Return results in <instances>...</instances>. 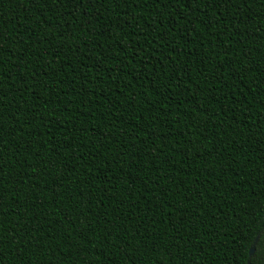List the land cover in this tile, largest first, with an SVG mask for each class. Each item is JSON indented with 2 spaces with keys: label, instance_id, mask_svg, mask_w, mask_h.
<instances>
[{
  "label": "trees",
  "instance_id": "16d2710c",
  "mask_svg": "<svg viewBox=\"0 0 264 264\" xmlns=\"http://www.w3.org/2000/svg\"><path fill=\"white\" fill-rule=\"evenodd\" d=\"M89 6L93 8L94 14L88 12ZM70 7L71 12L62 4H46L41 7L39 0L21 4L19 0L0 2V21H2L0 28L4 31L5 43L9 46L18 44L23 48V51L18 52L14 47L0 46V51L6 54L4 58L11 57L6 63L0 61V67L4 68L3 77L6 83V87L3 88V95L6 97L3 102L4 111L0 115L12 122L9 125L12 147L5 146V155L15 159L16 164L23 169H17L18 178L6 179L7 182L16 185L14 190L17 196L25 197L24 201L21 197L20 200L13 198L11 204L4 202L9 211L2 214L7 223L15 227L4 229L7 235L3 241L5 252L0 253V264H34V262L35 264H66L70 260H76L77 264H80V261H85L86 264H177L178 260L181 264H210V262L233 264L232 258L235 253L228 252V248L232 247V234L239 236L237 228H244L249 235V240L245 242V253L235 257V264H245L247 247L251 245L255 233L264 227V188H262L264 187V149L261 148L264 147V136L256 131L258 125L264 122V112H262L264 98L257 96L255 91L258 83L262 86L264 83L261 81L253 83L255 73H249L250 70L264 69V59H261L264 57V24L259 23L264 19L262 15L264 6L221 3L216 6L207 4L204 8H194L191 0L183 5L188 8L190 14L200 13L202 19L207 17L212 23H215V18L211 17L209 9L215 7L220 20L223 21L224 33L235 31L237 37H245L240 43L244 45L245 58L252 63L247 65L243 63L238 48H222V51L236 52V60H239L244 74V83H240V73L235 70L236 60L230 59L231 70L227 71H231V78L226 79L223 75L225 71L223 63H218V57L217 61H212V56L216 55V45L224 44V40L218 34L210 32L209 35L212 36L207 40L204 34H200V47L194 48L193 44L197 41L193 39L191 29L188 30L187 36L182 29L179 34L180 40H186L189 46L181 48L180 40L174 39L169 43L165 29L160 35L164 44L159 48H152V51L171 61L175 70L172 79L179 80L180 97L175 88L173 93L171 92L170 80L169 89L164 93L167 109L151 110L156 119L141 115L137 111L135 103L137 95L144 97L140 108L144 105L151 106L152 101L147 97L146 92L138 93L131 83L123 79L126 70L127 74L133 77L136 87L143 83L148 90L159 91L156 78L161 69L167 74L166 65L159 56H153L151 59L153 67L150 64L148 69L149 61L145 56L150 54V50L144 52L142 49L145 56H141L136 51V49L151 48L158 42L155 36H146L143 45L137 41L141 40L140 36H145L141 29L148 27L155 33V27L149 25L147 20L145 23L143 20L140 24L137 23L136 32L131 33L137 40L131 41L130 47L133 51L127 53L124 43L113 35L116 29L112 32L110 25L113 15H119L123 19L130 14L129 9L122 11L117 3L113 11L105 4H95L89 0V4L80 5L84 16V21L81 22L79 8L74 5ZM146 7L153 18H158V8ZM160 7L168 11V6L160 4ZM183 7L180 4L171 5L175 13L186 19ZM244 8H248V11L245 12ZM105 12L109 13L107 17L104 15ZM232 13L236 15L233 16ZM168 14L172 15V13ZM89 15H92L91 21L88 20ZM144 15L150 18L147 13ZM69 16L75 23L69 20ZM105 19L109 21L108 30L90 27V24ZM229 20L233 26L242 23L245 27H234L229 30ZM160 23L161 27H164L165 22L162 19ZM124 24L121 25V31L128 35L133 27L132 21L125 20ZM167 24L175 34L177 21L172 18ZM199 27L207 35L203 25ZM65 28L67 31L63 30ZM47 29H53L51 35H48ZM75 29L81 33L79 36ZM211 31L218 33V27L211 28ZM17 33L19 35L16 36ZM88 35L99 36V39L89 42ZM41 36L44 37L43 40L40 39ZM112 39L117 40L115 48L111 43H107L106 46V41ZM229 39L234 38L230 36ZM69 40L73 41L71 47L68 44ZM148 40H151V43H148ZM116 51L124 52L126 55L116 56ZM169 51L178 56L181 65L187 61L183 72L189 74L188 79L194 84L193 88L185 85L184 76L179 75V66L171 56L167 55ZM96 52H99L103 59L96 56ZM201 54L208 56L201 57ZM76 55L83 59L77 61ZM46 56L52 57L51 62L45 59ZM17 58L22 63H17ZM129 58L136 69L129 65ZM109 60L118 62L114 69L105 63ZM53 63L58 65V68H53L51 66ZM30 64L32 67L29 69ZM197 64L200 66L203 81L212 85L205 93H202L205 91L202 84L194 83L190 76L191 67L196 71ZM206 64L217 65L215 76L211 72H206L204 68ZM26 70L35 74L28 75ZM59 71H63L65 76L62 81H58ZM104 72L107 73V81L101 74ZM113 72H119L120 78L117 79ZM73 77H76L80 83L73 80ZM49 80L52 82L49 83ZM217 81L222 87H217ZM57 82L66 86L68 91L65 92L62 87L57 86ZM17 83L23 87L18 88ZM89 83L93 85L92 89H88ZM40 85L44 88L37 89ZM121 88L126 90L121 91ZM129 91L132 93L133 102L124 104L121 101L127 100ZM73 95L85 98L79 101L76 97L70 99L69 97ZM92 96L97 99H88ZM150 98L156 99L151 92ZM240 100H243L242 104ZM33 101H36L35 107ZM75 103H81L82 107L76 108ZM24 104L28 107L25 108ZM55 104L61 107L52 108L51 105ZM234 104L239 105L230 109ZM245 104L248 109L244 107ZM45 105L49 106L52 115L42 114ZM193 106L196 111L210 117L220 115V118L224 119L223 123L211 119L204 121L203 117H196ZM88 108L93 110L88 111ZM15 109L18 111H14ZM37 112L41 114L36 116ZM25 113L26 124L38 119L42 122V128H34L29 132L22 127L20 116ZM60 116L72 117L73 120H61L58 118ZM136 117H139L143 123H137ZM157 120L161 124L159 131L167 130V135L155 131L154 125ZM120 122H123L125 128L135 126L142 131L152 129L149 131L151 143L135 130L128 132L125 128H120ZM188 122L202 126L196 133L203 140L200 144L199 141L191 139L193 133L187 126ZM254 122L256 124H253ZM8 123L5 122L6 127ZM204 124L211 127L204 128ZM236 126L240 127L238 133ZM109 128L112 132L108 131ZM247 129L249 131L246 136ZM218 130L225 133L226 140H220ZM17 131L24 134L20 144L16 143ZM229 131L233 133V138L228 136ZM209 133L216 139L209 142ZM173 135L177 138L178 145L172 149L174 156L166 151L171 147L168 140ZM37 136L39 139H36ZM28 137L31 139H27ZM157 138L164 140V148L160 147ZM180 139L184 140L183 145L180 144ZM97 140L101 150L96 148ZM135 140H139L140 144L133 143ZM245 141L251 146L247 149L249 155L244 156L240 160V165H233V168H241L248 159L250 166L243 168L239 178L234 175L238 173L233 171L227 173L221 171L228 163V160L221 159H230L235 147L239 149ZM113 144L116 145L114 153L118 155L110 152L105 157L102 150L114 147ZM205 145L212 150L204 148ZM65 149H75V151L68 157L62 151L67 154L70 150ZM198 150L200 151L197 152ZM26 157L39 163L34 165ZM259 157H262V160ZM77 159L80 163L76 162ZM161 160L164 161L163 165ZM58 161L63 162V172ZM9 167L15 168L12 165ZM32 168L36 171H31ZM89 168H92L93 172H89ZM249 170L251 178L245 175ZM161 172L164 175H160ZM169 174L172 176L170 184L164 185L162 181ZM157 189L160 191L159 198L167 197L173 204L169 202V206L177 207L178 211L180 208L176 204L182 203L184 199L193 206L192 210H188L192 215L191 230L186 218H182L179 221L180 226H177L175 212L170 213L168 219L164 220L159 215L162 210L159 205L156 208L157 216L147 222L148 216L151 215L152 203L157 199ZM8 191L11 190H6ZM62 195L64 200H61ZM204 195L208 204L216 200L217 204L213 207L220 208L221 216L225 215L224 209L229 212L227 224L221 219L213 230L211 228L213 221L208 217V213L202 209L195 211L198 203L201 208L204 206ZM146 203L148 213H143ZM221 203L223 205H220ZM107 212L112 213L113 220L109 219ZM201 214L206 219L201 218L203 224L200 225L196 223V218ZM11 216H19L20 220H8L7 218ZM157 223H159L158 227L155 226ZM22 224L26 226L21 227ZM108 225L112 226L108 227ZM200 226L206 229L203 235H211L210 238L198 234ZM152 228H155V232ZM249 229L251 231H248ZM173 231L175 236L171 235ZM154 235L159 237V243L148 242ZM72 237H78L75 243ZM134 238H140L139 243L133 241ZM57 239L63 241V244H57L55 242ZM80 241H83V244H80ZM13 244H17L18 247L13 248ZM64 247L71 248L72 251L66 253ZM149 248L151 252L148 251ZM189 248H193V251H188Z\"/></svg>",
  "mask_w": 264,
  "mask_h": 264
},
{
  "label": "snow or ice",
  "instance_id": "6c2138e0",
  "mask_svg": "<svg viewBox=\"0 0 264 264\" xmlns=\"http://www.w3.org/2000/svg\"><path fill=\"white\" fill-rule=\"evenodd\" d=\"M0 2H2V0H0ZM187 2H188V0H91V3L105 4L109 8L113 9V11H114L115 5L117 3H119V6H120L122 11H124L125 9H129L130 10V14H127L123 19L119 15H113L112 16V23L110 25L112 32H113V29H116V31L113 32V35L117 39H119L121 42L124 43L125 48L127 50V53H132V51H133V49L130 47L131 41L137 40L136 36H133L131 34L132 32H136L135 25L137 23L140 24V22L142 20L145 23V20H147V23L149 25H153L155 27V29H156L155 33H153L151 31V29H149L148 27H145V28L141 29L145 33V36H140L141 40H137V41L140 44L143 45V44H145V37L146 36L147 37L155 36V38L157 39L158 42L156 44L152 45L151 48H148V49L141 48V49H136V51L141 56H145L142 53V49H143L144 52H148L150 50V54L145 56V58L149 61V63L147 64L148 69H149V65L150 64L153 67V65L151 63V59H152L153 56H159V59L161 61H163L164 64L166 65L167 74L165 73L164 69H161L160 72H159V76L156 78V84L158 86L159 91L148 90L146 87H144L143 83L140 84L139 87H136L137 84L133 80V77L131 75H128L126 70H125V75L123 76L124 81H126L128 83H131L133 85V88L138 93L139 92H146L147 97L152 101L151 106L144 105L143 108H140V105H141V103L144 100V97L141 96V95H137L136 96L135 103L137 105V111L141 115H144L146 117L151 116L152 119H156V117L152 114V111H151L152 109H156L158 111L159 109H167V107H168V105L166 103V98L164 96V93L166 91H168V89H169V81L170 80H171V92L173 93V88H175L176 93L178 94V97H180L179 80L178 79H172L175 70L173 69L171 61L166 59L165 56L157 55L159 53L152 51V48H159L161 45L164 44V41L160 39V35L165 32V29H167V36H168L169 43L172 40H174V39L175 40H180V35L179 34H180L182 29L184 30L185 36H187L189 34L188 30L191 29V35H192L193 39L197 41V43L193 44L195 46L194 48H199L200 47V44H199V35L200 34H204L205 40H207L210 36H212V35H209L210 32L218 34L224 40V44L223 45H216V49H215L216 55L212 56V61H217V57H218L219 58L218 59V63H223V67L225 69L223 75H224V77L226 79L231 78V71L228 72L227 70L228 69L231 70V65L229 64V60L230 59L231 60H236V52L233 51V52L229 53V52H226V51H222L221 50L222 48H233V49H237L238 48L240 59L243 60V63L246 64V65L252 63L251 60L245 58V56H244V45L240 43V41L244 40L245 37H243V36L237 37V33L235 31H231V32L228 31V33H224V31H223V21L220 20L215 7L209 9L211 17L215 18V23H212V22L208 21L207 17H206V19H202V15L200 13H192V14H190L188 8L187 7H183V5L186 4ZM191 2H192V5H193L194 8H196V7L204 8V7H206L207 4H212V5L216 6V5H219L221 3H231L233 5L240 4L241 6L245 5V3H247L249 6H252V5L264 6V0H191ZM19 3L20 4L21 3H31V0H19ZM82 3L83 4H89V0H39V4H40L41 7H44L46 4H51V5L62 4L63 7L68 9L69 12H71V10H72L70 5H74L75 7L79 8V18H80L81 22L84 21L83 8H80V5ZM160 4H164V5L168 6V11L166 12L164 8L160 7ZM173 4H180L183 7V11L185 13V16L187 17L186 19H182L179 14H177V13H175L173 11V9L171 8V5H173ZM146 6H154L155 8H158L159 9L158 18H153L152 17V13L148 11V8ZM244 11L247 12L248 8H244ZM88 12L90 14H94V10H93V8L91 6L88 7ZM33 13H35V12H33ZM145 13H147L148 17H150V18H146L145 15H144ZM166 13H167V15H166ZM168 13H172V15L169 16ZM49 15H51V13H49ZM104 15L107 17L109 15V13L105 12ZM232 15L235 16L236 14L232 13ZM262 15H264V13H262ZM172 18H174L177 21V27H176L175 34H173L172 29L169 28L168 24H167L169 19H172ZM161 19L165 22L164 23V27H161V23H160ZM55 20H56V18H55ZM69 20H72L71 16H69ZM88 20L89 21L92 20V15H89ZM125 20L132 21V25H133V27H132V29H131V31L129 32L128 35H125V33L123 31H121V25L124 24ZM72 22L75 23L74 20H72ZM259 23L264 24V19H261L259 21ZM0 24H2V21H0ZM200 25H203V29L207 30V35H205V32L203 30H201V28L199 27ZM124 26H126V24H124ZM241 26L245 27V25L242 24V23L233 26L232 23H231V20H229V22H228V29L229 30L230 29H234V27L235 28H241ZM90 27H92L93 29L100 28V29H103V30L106 31L109 28V21H108V19H105V20H103L102 22H99V23H92V24H90ZM213 27H218V33L211 31V28H213ZM63 30L67 31L66 28L63 29ZM57 31H59V30H57ZM75 31H76L77 36H79L81 34L79 32V30L75 29ZM47 32H48V35H51L52 32H53V29H47ZM17 35H19V33H17L16 36ZM28 35H30V33H28ZM230 36L233 37L234 39H229ZM13 39H15V38H13ZM40 39L43 40L44 37L41 36ZM87 39L89 40V42H92L94 40L99 39V36L88 35ZM5 40H6V37L4 35V31L2 30V28H0V46H3V47H14L18 52L23 51L22 46H20L18 44L9 46L8 44L5 43ZM76 42L79 43V41H76ZM116 42H117L116 39H112L110 41H106V46H107V43H111L113 45V47L115 48ZM28 43L30 44L31 41L29 40ZM148 43H151V40H148ZM204 43H205V41H204ZM249 43H250V41H249ZM68 44L71 47V45L73 44V41L69 40ZM173 46H175V45H173ZM179 46L181 48H184V47H187L189 45L187 44L186 40H180V45ZM205 47H206V45H205ZM85 50L87 51V49H85ZM253 54H255V53L253 52ZM5 55L6 54L3 51H0V61H4L6 63L8 59H11V57L7 56V59H5L4 58ZM69 55H72V54L69 53ZM95 55L100 57V53L99 52H96ZM115 55L116 56H125L126 53L120 52V51H116ZM167 55L171 56L172 60H175L176 64L179 66V69H180L179 75L184 76L185 85L188 88H193L194 84L190 83L189 79H188V75L189 74H186V73L183 72L184 65L187 63V61H185L184 64L181 65L179 63L178 59H177L178 56L173 55L171 51H169ZM205 55L208 56V54H203V55L201 54V57H203ZM77 57H79V58H77ZM100 58L103 59V57H100ZM31 59H32L31 56H29V60H31ZM45 59L47 61L51 62L52 57L46 56ZM75 59L77 61H79V60L83 59V57H80V56L76 55ZM261 59H264V57H261ZM17 63H22V61H20V59L17 58ZM86 63H91V62L90 61H86ZM105 63H107V65L110 68L114 69L118 62L116 60H109V61H105ZM128 63H129V65H131V67L133 69H136L135 64L132 63V60L130 58L128 59ZM51 66L53 68H58V65H56L54 63ZM216 66L217 65H214V64H211V66L206 64L204 66V68L206 69V72H211L212 75L215 76L216 75V71H215ZM31 67H32V65L30 64L29 65V69ZM199 69H200V66L198 64H197V70L196 71H194L193 68L191 67L190 76H191V79H192V81L194 83H201L202 84V87L205 89V91L202 92V93H205V92H207L206 89L211 88L212 85L208 84V83H205L203 81V77L201 76V71ZM235 70L240 73V83H244V74H243V70L240 68L239 60H236ZM26 71H27L28 75H34L35 74V73H31L28 70H26ZM69 71H71L70 68H69ZM3 72H4V68L0 67V113H2L4 111L3 102L6 99V97L3 95V88L6 87V83L4 82ZM249 73H255L253 83H255L256 81H261L262 83H264V69L260 68L259 71L250 70ZM101 74L104 76L105 80L107 81V79H108L107 73L104 72V73H101ZM92 75H93V78H95V73L94 72L92 73ZM113 75L117 79L120 78V73L119 72H113ZM41 79H43V77H41ZM64 79H65V76H64L63 71H59L58 72V81H62ZM72 79L73 80H77L76 77H73ZM161 81L163 83H161ZM14 82H16V78H14ZM48 82L51 83L52 81L49 80ZM29 83L31 84V80H29ZM77 83H80V81L77 80ZM109 83H111V82H109ZM57 86L62 87L65 92L68 91V88L66 86H64L63 84H60L59 82H57ZM17 87L19 88V87H23V86L17 83ZM87 87H88V89H92L93 85L89 83L87 85ZM217 87H222V85L219 84V81H217ZM41 88H44V87L42 85L37 86V89H41ZM125 90L126 89L121 88V91H125ZM255 91L257 92V96H261L262 98H264V86H262V84L258 83L257 84V88H256ZM150 92L155 95V97H156L155 100H152L150 98ZM48 95H49V93H48ZM72 97H76L77 101L82 100V99L85 98L83 96H76V95H73V96H71L69 98L72 99ZM161 98H163V99H161ZM8 99L10 100V98H8ZM18 99H19V97H18ZM27 99H28V97H27ZM88 99L95 100L97 98L92 96V97H88ZM240 101H241L240 104H242L243 100H240ZM35 102L36 101H33V107H35V105H36ZM121 102L124 103V104H128V103L133 102L132 93L129 91L127 100H122ZM21 103H23V102H21ZM65 105H67V104L65 103ZM177 105L179 106V104H177ZM238 105L239 104H234L233 106H230V109L231 108H237ZM23 106L25 108L28 107L27 104H24ZM51 106H52V108L61 107V105H59V104H55V105H51ZM75 106H76V108H81L82 104L81 103H75ZM44 107H45V110L43 111L42 114L45 115V116L52 115V112L49 111V106L45 105ZM244 107L248 109V106L246 104H245ZM87 110L88 111H92L93 109L92 108H88ZM14 111H18V109H15ZM251 111H253V109H251ZM193 112H194V115L196 117H203L204 121H207V120L211 119L213 121H217L218 120L221 123H223V120H224V119L220 118V115H212L210 117L208 115H205V113H203V112L196 111L194 109V106H193ZM262 112H264V110H262ZM217 113H219V112H217ZM40 114H41L40 112H37L36 116H39ZM126 114L131 115V113H126ZM26 116H27L26 113H25V115L20 116V123H21L22 127L27 129V131L31 132L34 128H42V122L39 121L38 119H33L32 123L26 124L25 123ZM21 117H23V118L21 119ZM58 118L61 119V120H66V121H72L73 120L72 117H65V116H60ZM161 118L163 119V117H161ZM135 119H136L137 123H143L142 121L139 120V117H136ZM6 121L9 122L7 127L5 126V122ZM101 122L103 123V121H101ZM229 123H231V121H229ZM11 124H12V122L10 120H7L2 115H0V253H4L5 252V245H4L3 241H4V239H5L7 234L5 233L4 229L6 227H15V225L8 224L7 221H6L5 216L2 214L4 212L9 211V208L4 204V202L7 201L8 204H11L13 198H16V199L20 200L21 197H22L23 201L25 199V197L23 195L17 196V193L14 190L16 185L14 183L7 182V179H6L8 177L18 178L17 169L23 170V169H20V166L16 164V160L15 159H13L11 157H6V155H5V146H7L9 148L12 147V145L10 143L11 134H10V131H9V125H11ZM253 124H256V122H254ZM159 125H161V124L159 123V120H157L155 125H154L155 131H157L158 133H162L164 135H167L168 134L167 130H165L164 132L159 131ZM187 126H188V128H190L192 130V133H193L191 139L193 141H199V144H200L203 140H201L200 137L198 135H196V133L199 131V129L202 126L200 124H197V123H194V122H188ZM119 127L120 128H125V125L123 124V122H120ZM203 127L204 128H210L211 126L207 125V124H204ZM125 130L128 131V132H131V131L135 130V131L139 132V135L141 137H144L145 140H149V142L151 143L150 138H149V131H151L152 129H148L147 131H142L139 128H135V126H133V127H127V128H125ZM108 131L112 132V129L109 128ZM236 131L238 133L240 131V127L236 126ZM248 131H249L248 129L245 131V135L246 136L248 134ZM256 131L259 133V135L264 136V122H262L261 124L258 125V127L256 128ZM61 133L63 134V130L62 129H61ZM218 134H219L220 140H222V141L226 140L225 133L222 130H218ZM73 135H76V134L73 133ZM85 135H87V133H85ZM16 136H17L16 143L20 144V141L22 140L21 138L24 137V134L19 132V131H17L16 132ZM228 136L233 138V133L231 131H229ZM27 139L30 140L31 137H28ZM36 139H39V136H37ZM48 139H51V137H48ZM215 139H216V137L212 136L211 133H209V140L208 141L211 142V141H213ZM242 139H244V138H242ZM157 140L160 141V143H158L160 145V147L164 148V143H165L164 140L160 139V138H157ZM157 140H156V142H157ZM169 142L171 143V147L167 148L166 151L168 152L169 155H173L174 156L175 153L172 151V149L178 146L177 145V138L173 135V136H171L169 138L168 144H169ZM133 143L140 144V141L139 140H135V141H133ZM184 143H185L184 140L180 139V144L183 145ZM113 145H114V147H112V148H105V149L102 150L105 157H107L110 152L114 153V149H115L116 145L115 144H113ZM141 147H143V145H141ZM37 148H38V146H37ZM96 148H97V150H101L100 149L99 140H97ZM204 148L209 149L207 147V145H205ZM248 148H251V146L248 145L246 141H245V144L242 145L239 149H237L235 147V151L230 154V159H227V158L221 159V160H228V163L226 165H224V167L221 169V171H223L225 173H227L229 171H233L234 173H238V174H234V175L237 178H239L241 176V172H242L243 168L247 167V166H250L248 164V160L249 159L246 161V164L244 166H241V168H239V169H234L233 165H240V160L244 156L249 155V153L247 151ZM261 148L264 149V147H261ZM49 149H51V145H49ZM61 149H64V148H61ZM65 150H70V151L67 152V154H65V152L62 151L64 153V155L68 156V157H70L72 155V152L75 151V149H65ZM150 150H151V148L149 147V151ZM186 150H187V148H186ZM209 150L211 151L212 149H209ZM199 151L200 150H198L197 152H199ZM221 151H223V148H222ZM13 154L15 155V153H13ZM114 154L118 155V153H114ZM259 159L262 160V157H259ZM251 160L254 161V159H251ZM29 161L32 164H34V165L39 163V161L34 160V159H31ZM69 162H71V161H69ZM76 162L80 163V161L78 159H77ZM58 163L61 165V172H63V167H62L63 162L62 161H58ZM161 164L162 165L164 164L163 160H161ZM9 165L15 166V168L9 167ZM30 170L31 171H36L35 168H32ZM88 171L89 172H93V169L89 168ZM133 173L135 174V172H133ZM250 173H251V171L249 170L248 172L245 173V175L247 177L251 178ZM69 175H71V173H69ZM160 175H164V173L161 172ZM171 179H172V176L169 174L167 176V178L164 179L162 182H163L164 185H169ZM262 188H264V187H262ZM6 190H11V191L6 192ZM93 190L95 191V189H93ZM201 191H203V190H201ZM251 191L252 190L250 189L249 192H251ZM257 191H259V190H257ZM156 197H157V199H155V203L154 202L152 203L151 215L148 216L147 222L151 221L153 218H155L157 216L156 208H157V205H159L161 207V209H162L159 212V215L162 216L164 220L168 219V216H169L170 213L175 212L177 214L176 215V220L178 222L177 226L178 227L180 226L179 225V221L182 218H186L188 220L189 230H191L190 226H191V223H192V215H191V211H188V210H192L193 209V206L191 204H189L184 199L182 203L176 204L180 208V211H178L177 207L169 206V202H171V201H169L167 199V197L166 198H159L160 197L159 189L156 190ZM45 198L46 199H50L49 197H45ZM203 199H204V206L201 208L199 206V203H198L197 207L195 208V211L197 212L198 209H202V210H204V212L208 213V217L213 221V223L211 225V228L213 230H215V227H217V222L219 220H221V219L224 221L225 224H227L228 220H229V216L227 215V213H229V212L226 209H224L225 215L221 216L220 215V208L219 207H213V205L217 204L215 199L212 201L211 204H208L205 195H204ZM219 199L223 200V198H219ZM61 200H64L63 195L61 196ZM148 200H151V199H148ZM105 203H108V201H105ZM171 204H172V202H171ZM220 205H223V203H221ZM144 208H145V211L143 213H148V205H147V203L144 205ZM212 209H214L215 211L214 212L211 211ZM107 214L109 216V219L113 220L112 213L111 212H107ZM140 214L141 213H139L138 215L140 216ZM201 218L206 219L203 214L197 216V218H196V223L197 224H200V225L203 224ZM7 219L8 220L19 221L20 217L19 216H11V217H8ZM129 221H131V220H129ZM113 223H118V221H115V222L113 221ZM158 225H159V223L155 224V226H157V227H158ZM25 226L26 225H23V224L21 225V227H25ZM111 226L112 225H108V227H111ZM245 227H247V225H245ZM152 230H153V232H155V228H152ZM73 231H75V230H73ZM236 231L239 232V236H236L235 234H232V247L228 248V252L235 253L234 257L232 258L233 264H235V257L240 256L241 254L245 253V248H246V243L245 242H247L249 240L248 232H246L244 230V228H237ZM248 231H251V229H249ZM117 232L119 234V229H117ZM205 232H206V229L204 227L200 226L199 229H198V234H202V237L203 236H207V237L210 238L211 235H203ZM161 234H163V231H161ZM171 235L175 236V232L173 231L171 233ZM98 238L99 237H97V239ZM76 239H78V237H76V238L72 237V241L74 243H75ZM134 240L137 241V243H139L140 238H134L133 241ZM55 242L57 244H63V241H61L59 239H57ZM148 242L149 243H153V242L154 243H159L160 240H159V237L154 235L151 238V240H149ZM169 242L171 243V241H169ZM49 243H52V241H49ZM117 243H119V241H117ZM80 244H83V241H80ZM12 247L16 248V247H18V245L17 244H13ZM85 247H86V245H85ZM65 249H67V250L65 251ZM63 250L66 253L72 251V249L68 248V247H64ZM129 251H132V249H129ZM148 251L151 252V249L149 248ZM188 251H193V248H189ZM247 253H248V255L246 256L245 264H264V227H261L255 233V237L251 241V245L249 247H247ZM45 255H47V252H45ZM89 259H92V257H89ZM34 264H35V262H34ZM66 264H77V262H76V260H70V261L66 262ZM80 264H86V262L85 261H80ZM177 264H181V261L178 260ZM210 264H211V262H210ZM226 264H227V262H226Z\"/></svg>",
  "mask_w": 264,
  "mask_h": 264
}]
</instances>
